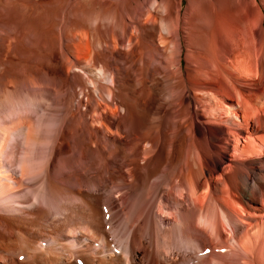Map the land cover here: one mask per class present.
Segmentation results:
<instances>
[{
  "label": "rangeland",
  "instance_id": "rangeland-1",
  "mask_svg": "<svg viewBox=\"0 0 264 264\" xmlns=\"http://www.w3.org/2000/svg\"><path fill=\"white\" fill-rule=\"evenodd\" d=\"M225 1L0 0V232L19 236L18 253L7 252L12 261L62 264L47 252L56 244L55 254L66 256L69 264H94L105 253H98L102 243L85 228V215L98 212V232L107 236L115 253L122 243L132 244L130 257L136 264H264L263 251H213V242L233 241L226 230L229 225L232 231L228 215L233 226H240L238 233L249 230L256 216H248L224 190L221 173L227 162L217 172L205 167L206 178L199 181L194 173L199 185L190 191L183 160L187 151L178 148L180 141L187 149L195 137L192 113L203 116L201 127H219L209 121V104H237L242 93L237 90L230 101L225 91L203 92L201 72L209 70L205 64L212 57V41H222L218 61L227 72L264 73V0H230L221 6ZM231 2L236 4L233 12ZM154 25L156 42L144 34ZM256 85L239 79L237 87L253 96L241 115L249 113L248 107H261L255 90L247 89L259 91ZM142 105L150 110L145 123L129 130L123 119L129 106L136 119ZM178 130L183 135L174 140ZM245 132L238 147L259 146L260 138L252 139L255 132ZM236 143L229 144L231 153ZM52 199L55 204L59 199L63 209ZM133 201L137 207L130 212L126 207ZM68 213L70 220L64 218ZM215 213L221 218L216 220ZM4 215L17 216L12 226ZM185 219L189 227L183 226ZM32 223L40 226L36 233ZM214 225L220 227L217 238ZM29 238L36 240L32 251L26 248ZM191 243L208 246L191 251Z\"/></svg>",
  "mask_w": 264,
  "mask_h": 264
},
{
  "label": "bare ground",
  "instance_id": "bare-ground-1",
  "mask_svg": "<svg viewBox=\"0 0 264 264\" xmlns=\"http://www.w3.org/2000/svg\"><path fill=\"white\" fill-rule=\"evenodd\" d=\"M225 1V0H224ZM226 1H230V0H226ZM226 1L224 3H221V6H225ZM232 1V0H231ZM155 2V1H154ZM157 2V1H156ZM234 2V1H233ZM233 2H231V4L233 5ZM224 4V5H222ZM229 4V2H228ZM227 4V5H228ZM230 4V5H231ZM231 5V6H232ZM236 4L234 3L233 7H231L232 12L234 11V6ZM156 7H161L159 6V3ZM238 7V6H237ZM227 8V7H226ZM229 8V5H228ZM236 9V8H235ZM238 9V8H237ZM236 9V10H237ZM230 12V9H229ZM231 12V13H232ZM230 15V14H229ZM229 20H233L229 18ZM227 22V21H226ZM231 22V21H230ZM228 23V22H227ZM228 27V26H227ZM231 28V27H230ZM144 34L145 37L149 40L155 41L157 40V35H158V28L154 25V26H149L146 29H144ZM159 41V40H157ZM215 41V39H214ZM218 41V40H217ZM211 42L209 45L210 47L208 48V53L210 54L209 56H212L211 58H209V60L207 61V63L205 64L209 70L201 72L203 77H205V81L203 83V85H201L203 92H205L206 94H213V93H217V92H221V91H225V93L228 95L227 98H229L234 92L238 93L237 90H240L241 96L240 99L237 101V104H228V105H216V107H213V104L211 106V103L209 104L211 107L208 111L209 114L211 112V115H209V121L210 123H220L219 127H213L211 125L203 128L200 126V121H203V116L201 115V113H199L198 111H195L194 113H192V130L194 132L195 137L192 139L191 143L189 144V147L186 149L184 147L183 149V145L182 143H178V148L181 150V152L187 151L186 152V157L183 158V160H187L185 164H187L186 166H184L183 164H181V159H180V164L179 165H183L184 168L188 166V173L185 175V177H187V180L190 181V185H189V189H191L190 191H194L196 189V186L199 185L196 182L194 173L197 174L198 176V181L200 178L204 177V168L207 167L209 171H213L215 169H217L219 167V165L223 162H227L225 165L227 168L223 169L225 171V173H221L223 176L221 179L223 180L222 182L225 185V191L228 192V194L230 195L229 198L231 197L234 201L233 202H238L241 207L242 210L248 213V216L251 214L253 217L256 216V218L254 217L253 219L256 221L255 224H253L252 227L249 228V230H242L241 232H237L236 230H240V226L239 225H232V217L228 215V217L225 219L224 216L223 218L228 222V224H230L232 226V231L227 229V226L230 227L229 225H225L226 226V230L227 232L231 233V239L233 240L232 242L228 243L225 242L223 243L222 240H219L218 242H213V246L211 247L213 249V251H217V249L219 248L220 251H222L223 249L226 251H233L234 253L236 251H238L239 249L244 250L245 252H253V253H257V252H261L264 253V219L263 221H257L258 217L257 216H264V135L262 136H258L256 135L255 131L258 130H263L264 131V73H261L260 71L256 72L257 74H247V75H239L236 73H232V72H227L223 63L218 61V57L220 52L222 51V41L221 43L218 42ZM163 42V41H162ZM165 42V41H164ZM220 42V41H219ZM159 43V42H158ZM160 44L161 41H160ZM165 44V43H164ZM208 45V46H209ZM166 56V55H165ZM257 60V59H256ZM240 63V62H239ZM260 65V64H259ZM205 66V67H206ZM238 66V65H237ZM206 67V68H207ZM243 68V67H242ZM241 68V69H242ZM260 68V67H259ZM102 69V68H101ZM30 70V69H28ZM34 69L31 70V72ZM102 70H100L101 72ZM206 72V74H205ZM200 73V74H201ZM197 76V75H196ZM239 79H243V80H253L254 82H256V84L258 85V89L259 91H257V88L254 89L252 86L250 88L249 91H253L254 94V90H255V101L259 102V105L261 107H255L254 109H252L250 111V107H248V112H244V114L241 112L243 111V109L247 108V105L251 102V100H253V96H246L243 94V86L237 87V83L239 81ZM242 82V81H241ZM129 83V82H128ZM132 83L128 86H130L131 91H135L133 89V87L131 86ZM256 85V86H257ZM175 86V85H174ZM173 86V87H174ZM196 87V86H195ZM195 87H193V90L195 89ZM200 87V86H199ZM200 87V88H201ZM175 88V87H174ZM198 88V91L199 89ZM197 89V88H196ZM129 90V88H128ZM176 90V89H175ZM201 92V90H200ZM202 92V93H203ZM205 94V95H206ZM221 94V93H220ZM250 94V93H249ZM215 95V94H214ZM238 95V94H237ZM254 95V96H255ZM233 96V95H232ZM239 96V95H238ZM196 97V96H195ZM206 97V96H205ZM234 97V96H233ZM237 97V96H236ZM215 98V97H214ZM126 99V98H125ZM230 99V98H229ZM232 99V98H231ZM230 99V101H231ZM195 100V99H194ZM219 100V99H217ZM197 101V100H195ZM203 101V100H202ZM220 102V101H218ZM256 104V103H255ZM128 105V104H127ZM254 105V104H253ZM148 105L145 106H141V110L140 113L138 114V116L136 117V119H133V114H135V109H133L134 107L129 106L128 110H127V114L125 115L124 119V124H126L127 127H129L131 129H134L135 125L138 126H142L143 122L145 123L147 116L150 113V110L147 107ZM208 114V113H207ZM132 115V116H131ZM214 115V116H212ZM174 113H172L170 115V117H173ZM137 120V121H136ZM149 122V120H148ZM146 122V123H148ZM171 121L167 120L166 121V129L171 128ZM247 132L249 133L250 131H254L256 137L252 139L254 141H257L256 138H260V144L259 146L256 145H251L250 147L247 146L246 144L244 145L243 148H239L238 147V141L240 139V136L243 135V132ZM263 131H258V132H263ZM167 130L163 131V134H166ZM245 132V133H246ZM257 132V133H258ZM30 133V132H29ZM251 133V132H250ZM249 133V134H250ZM176 134L179 135H183L181 130H178V132H175L174 134V140L176 137ZM162 135V134H161ZM193 135V134H192ZM247 135V134H246ZM253 135V134H252ZM250 135V136H252ZM169 135L166 136V138ZM244 136V135H243ZM165 138V136H163ZM178 137V136H177ZM249 138V137H248ZM247 138V139H248ZM251 138V137H250ZM180 140V139H179ZM232 140L235 141L236 145L234 146V150L231 153V148L229 149V144H231ZM251 140V139H250ZM249 140V141H250ZM246 141V140H245ZM248 142V140H247ZM26 143V142H25ZM35 143V141L33 142ZM166 143V142H165ZM249 143V142H248ZM250 143H255V142H251ZM249 143V145H250ZM259 143V141H258ZM257 143V145H258ZM173 144V143H171ZM256 144V143H255ZM35 145V144H34ZM205 145V147L203 146ZM233 145V144H232ZM243 145V144H242ZM176 146V144H175ZM247 146V147H246ZM177 147V146H176ZM204 147V148H203ZM242 147V146H241ZM175 148V147H174ZM183 153V152H182ZM181 153V154H182ZM32 154V153H31ZM185 154V153H184ZM175 156V154H174ZM173 156V157H174ZM180 156H183L180 155ZM230 156V157H229ZM179 158V156L177 157ZM176 159V158H175ZM256 161L253 162V161ZM179 162V160H178ZM183 162V161H182ZM176 163V162H175ZM254 163V164H253ZM26 164V163H25ZM173 164V163H172ZM177 165V164H176ZM178 168L180 166H177ZM177 168V169H178ZM223 168V167H222ZM186 169V168H185ZM183 167L181 169V171H183ZM186 170V172H187ZM208 171V172H209ZM216 171V170H215ZM214 171V172H215ZM130 172V171H129ZM133 172V171H131ZM185 172V171H184ZM185 172V173H186ZM217 172V171H216ZM134 173V172H133ZM212 173V172H211ZM136 174V173H135ZM220 174V173H218ZM213 175V174H212ZM196 176V177H197ZM220 176V175H219ZM206 178V177H204ZM186 179V178H185ZM208 180V178H207ZM182 182V181H180ZM203 182V181H202ZM205 182V181H204ZM17 183V182H16ZM209 184H207L208 186H210V182L208 181ZM206 184V183H205ZM57 184H54V189L53 190H57L55 189V187H57ZM131 187V186H130ZM198 187V186H197ZM58 188V187H57ZM61 189V187H59ZM149 188V187H148ZM178 188L181 190V195L180 197L185 194H183L184 192V188L182 187V184L179 183L178 184ZM209 190V187H207ZM59 189V190H60ZM63 189V188H62ZM147 189V187H146ZM193 189V190H192ZM35 190V189H34ZM197 190V189H196ZM147 191V190H146ZM43 192V191H42ZM148 192V191H147ZM192 192V193H194ZM56 194L55 191H52V194ZM60 193V192H59ZM141 193V192H140ZM146 193V192H145ZM151 193V191H150ZM189 193V192H188ZM53 194V195H54ZM58 194V193H57ZM56 194V195H57ZM149 194V193H148ZM62 195V194H61ZM139 195V194H138ZM145 195V194H144ZM39 196V195H38ZM52 196V195H51ZM59 196V195H58ZM142 196V195H141ZM198 196V195H196ZM45 197V195H44ZM53 197V196H52ZM89 197V196H88ZM54 198V197H53ZM197 198V197H195ZM199 198V197H198ZM197 198V199H198ZM45 199V198H44ZM146 199V198H145ZM196 199V200H197ZM223 199V198H222ZM53 203H54V199ZM56 200V199H55ZM63 200V199H62ZM195 200V199H194ZM227 200V199H226ZM225 200V201H226ZM230 200V199H229ZM73 201V200H72ZM144 201V200H143ZM232 201V200H231ZM49 202V201H48ZM58 203L55 204L57 205V209L60 210L63 209V205L62 203L59 201H57ZM230 202V201H228ZM137 201H133L132 204L128 205L126 208H128L127 210H130V212L134 211L136 209V204ZM148 203H150L149 201L145 204L143 203L142 206H146ZM222 203V202H221ZM48 204V203H47ZM50 204V203H49ZM222 204H225L222 203ZM231 204V202H230ZM52 205V203L50 204ZM141 205H139L140 208ZM141 206V207H142ZM51 207V206H50ZM95 208V207H94ZM94 208H90L92 209V212L94 210ZM218 209V208H217ZM209 210V208H208ZM219 210V209H218ZM62 211V210H61ZM70 211V210H69ZM143 211V210H142ZM152 211V209H151ZM216 211V210H215ZM91 212V211H90ZM94 212H96V210H94ZM93 212V214H94ZM135 212V211H134ZM145 212V211H144ZM220 211H218L219 213ZM228 212V211H227ZM230 212V211H229ZM67 213V212H65ZM209 213V212H208ZM218 213L216 214V220L221 218L219 216ZM223 214V212H221ZM237 213V212H236ZM96 214V215H95ZM94 215H89L86 214L85 217L87 219L86 222V226L85 228L88 230V232H91L94 238L98 239L99 242L101 241L102 246H101V250H98V253H105L104 256L102 258H100V256L98 255L99 258H94V264H136L133 263L132 258L130 257V246H128L127 241H126V245H117L120 248V253H115L114 251V247H111L109 240L107 239V236L105 237L104 234H100L98 232L99 228L98 224H96L97 222H99V216H98V212L95 213ZM213 214V216L215 215ZM218 214V215H217ZM235 214V213H234ZM71 215V214H70ZM70 215L68 213V215H64L65 219H69ZM225 215V214H224ZM231 215V213H230ZM12 216V215H11ZM11 216H2V218L9 223L11 226L14 224V219ZM212 216V217H213ZM234 216V215H232ZM215 217V216H214ZM63 218V217H62ZM94 220L95 219V223L96 225L92 224L91 222L93 221H88L90 219ZM222 218V219H223ZM234 218V217H233ZM237 218V217H236ZM249 218V217H248ZM251 218V217H250ZM72 219V218H71ZM223 219V220H224ZM241 219H244L241 217ZM240 219V220H241ZM252 219V221H253ZM55 220V219H54ZM62 220V219H61ZM70 220V219H69ZM215 220V219H214ZM213 220V221H214ZM221 220V219H220ZM57 221V220H56ZM63 221V220H62ZM60 221V222H62ZM209 221H212L211 219ZM58 222V221H57ZM152 222V221H151ZM208 222V221H207ZM215 222V221H214ZM220 222V221H218ZM250 222V221H249ZM18 223V222H17ZM66 223V222H65ZM73 223V222H72ZM201 223H205V222H201ZM210 223V222H209ZM247 223V222H246ZM251 223V222H250ZM19 224V223H18ZM35 224V223H34ZM32 223V232H37L36 229L38 230L39 227H37V225H34ZM62 224V223H61ZM67 224V223H66ZM65 224V225H66ZM216 224V223H215ZM224 224V223H222ZM20 225V224H19ZM210 225V224H208ZM220 225V223H219ZM21 226V225H20ZM60 226V224H59ZM64 226V223H63ZM69 226V225H68ZM183 226L184 227H189V221L187 219L183 220ZM37 227V228H36ZM70 227H72L71 229H77L73 226L70 225ZM74 227V228H73ZM15 228V227H13ZM36 228V229H35ZM66 228V227H65ZM84 228V229H85ZM220 228V227H219ZM217 226L214 225V231L215 233H213L214 237L217 238L220 236V230ZM243 228V227H242ZM69 229V228H68ZM71 229L69 230V232L71 231ZM21 230V229H20ZM225 230V231H226ZM39 231V230H38ZM21 232V231H20ZM25 232V231H24ZM72 232V231H71ZM86 232V231H85ZM225 232V233H227ZM27 233V232H26ZM43 233V232H42ZM73 233V232H72ZM19 234V233H18ZM22 235V232H21ZM26 235V234H25ZM24 236V234L22 235ZM76 236V235H75ZM19 237V236H18ZM18 237L14 238L11 235H5L3 233L0 232V264H20L18 263V261L14 260L12 261L10 258V256H8V253L12 254H17L18 253ZM21 237V236H20ZM30 237V236H29ZM92 237V236H91ZM91 239H94V238ZM22 238V237H21ZM20 238V239H21ZM27 238V237H26ZM90 238V237H89ZM19 239V240H20ZM25 239V238H23ZM30 240V238H29ZM97 240V241H98ZM119 240V239H118ZM22 241V240H21ZM57 241V239H56ZM120 241V240H119ZM136 241V240H135ZM214 241V240H213ZM19 242V241H18ZM24 242V241H23ZM35 242L36 240L31 239L30 242L28 241V243L26 242V248L27 249H36L35 248ZM83 242V241H82ZM56 243V242H55ZM23 244V243H22ZM51 244V243H50ZM52 245V244H51ZM56 245V244H55ZM50 246L47 248V252L52 253L53 255H55L56 257H59L62 259L63 263L65 264H69L70 261H68L66 258V256H61L58 254H55V250H56V246ZM74 245V244H73ZM87 245V243H86ZM116 246V247H117ZM191 251H203L204 246H208V245H202V244H197V243H191L189 244ZM23 247V246H22ZM56 247V248H55ZM210 247V246H209ZM20 248V247H19ZM25 248V247H24ZM94 248V247H93ZM23 248H21L22 250ZM26 249V250H27ZM89 249V248H88ZM85 250V249H84ZM119 250V249H118ZM32 251V250H31ZM8 252V253H7ZM22 252V251H21ZM211 252V249H210ZM241 252V251H239ZM261 253V255H262ZM22 254V253H21ZM31 254V253H30ZM60 254V253H59ZM236 254L239 255V253L236 252ZM241 254V253H240ZM82 255V254H81ZM36 256V255H35ZM41 256H43L42 258H44L43 253L41 254ZM70 256V255H68ZM97 256V255H96ZM228 256V255H227ZM226 256V257H227ZM235 256V255H234ZM255 256V255H254ZM26 257V256H25ZM71 257V256H70ZM231 257V256H230ZM237 257V256H236ZM256 257V256H255ZM259 257V256H258ZM262 257V256H261ZM41 258V257H40ZM223 258V257H222ZM221 258V259H222ZM229 258V256H228ZM56 259V258H55ZM86 259V258H85ZM209 259V258H207ZM227 259V258H226ZM233 259V258H232ZM257 259V258H256ZM206 260V259H205ZM246 260V259H245ZM253 260V259H252ZM50 261V260H49ZM57 261V260H56ZM263 261V260H262ZM59 263V262H58ZM61 263V260H60ZM62 263V264H63ZM231 263V262H230ZM244 263V261H243ZM247 263V260H246ZM88 264V263H87ZM138 264V263H137ZM219 264V263H218ZM221 264V263H220ZM233 264V263H232Z\"/></svg>",
  "mask_w": 264,
  "mask_h": 264
}]
</instances>
